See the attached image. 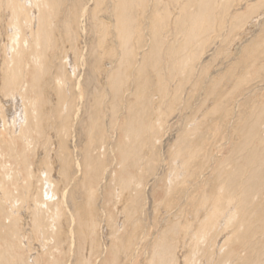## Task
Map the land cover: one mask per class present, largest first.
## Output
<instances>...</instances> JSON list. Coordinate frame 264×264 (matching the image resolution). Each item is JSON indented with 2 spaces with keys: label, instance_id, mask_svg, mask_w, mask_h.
Returning a JSON list of instances; mask_svg holds the SVG:
<instances>
[{
  "label": "bare ground",
  "instance_id": "1",
  "mask_svg": "<svg viewBox=\"0 0 264 264\" xmlns=\"http://www.w3.org/2000/svg\"><path fill=\"white\" fill-rule=\"evenodd\" d=\"M159 1L111 0L113 28L122 59L112 72L101 69L100 63L92 69L99 79L100 85L97 86L108 88L110 101L107 104L97 101V111L88 107L91 111L83 126L87 143L81 145L84 148L78 160L68 150L67 143L69 138L74 142L78 139L72 115L77 113L76 120L80 121L79 112L84 105L81 103L76 108L83 86L81 82L78 88L75 82V73L80 66L77 56L80 48L76 42L79 38L77 15L82 0H70L69 3L66 0H0V264H73L71 258L74 255V264H122L127 254L133 251L129 248L137 238L139 221L136 215L142 206L144 178L155 168L150 163L156 157L144 147H154L159 129L155 123L160 122L158 118L163 111L159 105L162 107V98L167 96L171 71L174 77L183 76L188 71L191 73L195 51L202 49L204 40L223 24L221 18L215 21L218 13L213 11L217 6V9L219 6L227 9L229 5V0L163 2V6L165 3L169 9L175 3L176 8L172 11L177 9L181 14L172 24L181 40L174 51L162 50L159 46L162 43L161 29L169 28V17L176 14L167 10V20L164 14L160 15L162 11L153 14ZM93 3L92 16L98 10L103 12L100 8L104 0H93ZM66 4H69L67 16L59 21L61 9ZM255 8L247 6L252 14ZM147 13L151 17L146 26L150 32L151 50L137 60V50L144 37L141 21L149 19ZM241 17L235 15L230 26ZM94 21L98 29L101 25ZM58 24L63 25L62 31L58 30ZM261 27L264 29V25ZM106 35L104 30L100 37L103 39ZM70 39L71 46L68 45ZM163 54L168 59L158 60ZM163 65L169 70L167 77L159 75ZM49 80L55 104L49 98L51 94L46 92ZM173 85L175 88L176 81ZM130 87H133L132 93L125 97ZM212 87L204 94L207 97L204 101L209 102L208 98L215 91V86ZM122 98L128 102L124 110L126 118L120 123L118 112ZM221 99L219 103L223 102ZM222 104L225 114L227 106ZM102 110L110 115L111 132L120 134L112 144L108 143V135L97 120ZM263 118L264 104L239 121L237 128L242 139L237 144H230L233 148L225 159L231 169L226 171L218 167L216 173H211L216 185L213 197L205 193L197 200L193 197L192 201L196 202L192 216L201 221L194 226L189 221L186 224L169 217L159 226V219L154 216V231H146L153 235V240L148 246L143 243L148 247L150 257L145 264H196L197 260L214 264V259L217 264H264L261 259L264 252L262 249L256 252L257 243L252 240L255 234L264 237V221L256 227L257 213L249 207L253 198L264 196ZM198 124L186 125L184 130L189 134L182 136L176 150L169 153L173 160L175 158V165L171 170L173 173L166 177L167 196L173 192L174 186H170L178 184L183 174L186 176L189 164L192 165L203 150L196 145L201 148L193 151V142L189 144L190 152L187 150L188 139L195 138L196 132L202 129ZM52 146L54 148H50ZM109 153L111 160L107 159ZM206 161L203 158L196 163L194 168L198 169L195 172ZM138 163L142 166L139 167ZM106 166L117 167V171L112 175L109 191L105 194L101 184H106L104 176L110 173ZM74 174L82 177L78 185ZM75 188L80 195L75 196ZM169 198L159 201L154 210L170 211L172 202ZM99 200L102 202L98 209L95 203ZM177 212L180 216L185 214L182 209ZM241 247L248 251L249 257H241L238 252ZM178 250L184 251L182 261ZM138 259L141 262L140 255L136 262Z\"/></svg>",
  "mask_w": 264,
  "mask_h": 264
},
{
  "label": "rangeland",
  "instance_id": "2",
  "mask_svg": "<svg viewBox=\"0 0 264 264\" xmlns=\"http://www.w3.org/2000/svg\"><path fill=\"white\" fill-rule=\"evenodd\" d=\"M68 1L70 0H66V3H69ZM163 2L169 4L170 0H160V4H158V6L156 5L153 14L156 12L159 14V12L162 11V13L160 12V15L164 14L163 16L166 20L168 19V13H165L167 12V10L175 12L176 14L172 13V15L170 16L171 18L169 17L171 28H164L165 30L161 29L162 32L160 33L159 37L162 43L161 45L159 44V46H162V50L168 49L176 51V49L181 44L179 42L181 40L180 37H178L179 35H176L178 34V32L174 31L175 29L172 24H174L175 21H177L179 17H181V14H178V11L180 10L176 9L175 11H172L174 10V8H176L175 3L171 4L172 6L169 9L167 4L164 3L163 6ZM227 3L229 4L226 7L227 9L223 8V6H219V8L217 9V6L213 11L214 14L215 12L216 14L218 13L216 15L217 17L215 18V21L221 18L223 19V24L222 26L215 28L216 31L212 32L207 40H204L205 42L201 44L202 49L195 51L193 69L191 73L190 71H188L184 72L183 76L179 74L174 77L173 72L171 71L172 78H169V75L167 74L168 78L170 79V83L167 89V96L164 99L162 98V107H160L159 105V108L163 111L162 115L158 118L160 122L157 121L155 123V127L157 126L159 128L156 140L154 142L155 148L153 147V149H149L147 147H144L145 149H147V151L151 152V154H153V157H156L157 160L156 158H154V162L150 163L152 167H155L153 173H148L146 175L147 177L145 176L144 178L145 186L143 188L144 194L143 201L141 202L142 206L140 208V213L138 214V216L136 215L139 221V226L136 231L137 238L135 239V243L129 248V251L131 249L133 251L127 254L128 257L126 258V260H122V264H145L146 262H148L150 258L148 254V247L143 246V243L148 246L153 240V235L147 233L146 231L147 229L154 231V216H157V219H159V226L164 223L162 222V220L166 221L169 217H171V219L174 221L177 220V222L181 221L186 224H188L189 221L194 226L196 225V223L201 221L200 218H195L192 216L194 211V203L196 202L195 200L192 201L193 197L197 200L200 196H202L203 193H205L206 196L213 197L215 193L214 187L216 185H214L213 175L211 173H214L218 169V167H223L226 171L231 169V167L227 164L228 162H225V159L232 151L233 147H231V145L239 143L242 139L237 128L239 121L244 117H249V115L254 110H256L257 108H261L264 104V29L263 27H261L264 25V0H229ZM222 4L223 2H221V5ZM68 5L61 9L59 21L67 16L66 8L68 7ZM103 5L100 8L103 9V12H100V10H98L96 11L97 13L93 14V16L91 15L95 6L93 0H82V3L78 8L77 26L79 38L76 40V42L78 43V46L80 48V52L77 55L80 66L75 73V75L77 76L75 82L78 85V88H80L79 84L82 82L81 86L83 87L80 88V90L83 91L79 95L78 99L80 103L76 104V108L78 109L79 106H81V103H84V105L86 106L82 105L83 110L81 109V111L79 112L81 113L78 117L80 121L76 120L77 113L74 112V114L72 115V119L74 120L73 123L75 122L73 124L74 131L76 133V138L78 139H76V142H74V140L69 138L67 143L68 150L73 152L78 160L81 159V151L87 143V140H85L87 139V134L86 132L84 133L83 126H85V123L88 119V112H90L91 109L97 111V106L99 103H97V101L106 104L110 101V92L108 88L97 86L99 84V79L97 78L98 76L95 74V71H93L92 69L98 63H100L101 69L106 72H112L114 66H116L122 59V50L118 48V43L113 28L114 14L111 10V0H104ZM165 5H167V7ZM249 5L251 7H256L253 14L252 12L250 13L247 9V6ZM104 9L106 11H104ZM189 9H191V7ZM148 14L149 13H147L146 15L149 19L146 21L142 20L143 22L141 21V29L144 37L142 41L143 43L140 44V48L139 50H137V60H139L142 55L147 54L151 50L150 32L147 30L148 27H146L150 23L149 21L151 19ZM237 14L242 16L241 19L238 20L234 26H230L232 23L231 19H233V17ZM248 14L250 15V17L247 18ZM256 14L258 15L257 17ZM172 18H176L174 22L172 21ZM94 20H97L98 25H101L98 29L95 28L96 22ZM58 25V30L63 28L62 24ZM104 30L107 32V35L102 39L101 37L103 36ZM164 31L167 34L165 33L164 35H162ZM98 33H100L101 35ZM100 40L101 43H99ZM68 45H72L71 39L68 41ZM247 55L248 57H245ZM157 59L167 60L168 57L163 54L162 58L158 57ZM150 61L153 62V59H151ZM164 67L159 71V75L167 77L166 73L167 71L169 72V70H167V66ZM89 70H91L92 72H90ZM151 79H153V77ZM234 80L236 82H234ZM175 81L176 86L174 88L173 84ZM48 82L46 92L47 94H51V96L49 95V98L51 101L52 99L54 101L55 97L52 96V83L50 82V80ZM211 82L214 85H212ZM49 86L51 89L49 88ZM212 86H215V91H213L211 93V96L208 98L209 102L207 100L204 101L207 98L204 97V94ZM131 89H133V87L129 88V91L125 94V97L126 95L129 96L132 93ZM219 89L223 93H221ZM48 90L51 93L48 92ZM219 93H221L222 95ZM220 97L223 98L221 99ZM151 98H153V95L151 96ZM211 98H213L214 102L210 101ZM124 99L122 98V100H119L120 111L118 112V114L120 118L118 119V121L120 123L122 122L123 118H126V112H124V110L126 111L128 99ZM220 99L223 102L219 103ZM202 100L203 104L201 105ZM215 100L217 101L216 104ZM228 100H231L232 102L230 101V103ZM53 101L52 104H55L56 100L54 102ZM206 102L208 103L207 105ZM221 103H226L227 111L225 114H223L222 112L223 104L221 105ZM205 105L207 108L205 107ZM218 105H221V107ZM89 106L91 107V109H88ZM242 108L244 109L243 113ZM212 109L213 111L210 112V110ZM121 114L122 117L120 116ZM151 114L154 115V113ZM99 115V118L97 116L96 117L99 125L103 127V130L105 129L104 131L108 135V143L112 144V142H116L119 139L120 134L119 132H116V134L114 131L111 132V129L109 128L110 115H108V112L104 110H102ZM101 118L103 119V121ZM152 118L153 116H151V119ZM78 121L79 123H77ZM196 121L200 124H198V127H201L202 129L196 132L195 138L188 139L189 141L187 142L188 146L190 143H194L193 151H195L194 149L199 150L201 147V149L203 150L200 151V156L198 155L199 158L194 159L192 165L191 163L189 164L188 171L187 173H185L186 176L184 177L183 174L179 179L178 184H180L181 182V185L172 184L170 187L174 186L175 189L171 188L173 192H170L167 196L166 190L168 189V186L166 184V181L168 176L173 173V171L171 170L175 165V158L173 160L169 153L176 150L179 141L183 139L182 136L189 134L184 130L186 125H189V127H193L195 124H197L195 123ZM76 123L78 124V126L76 125ZM48 132L51 134L53 133V131L51 132V130H49ZM190 134H192V132H190ZM261 135L264 138V133H262ZM53 136L55 138V135ZM82 144L84 146H81ZM196 145L201 147H198ZM50 148L54 147L52 146ZM187 148H189L187 150H189L190 152V146ZM203 155L205 156L202 157ZM203 158L204 161L207 160L206 163L203 164L202 168L195 172V170L198 169L197 167L194 168L196 163L200 162V160H202ZM107 159L111 160L110 153L107 156ZM138 166L141 167L142 164L139 165L138 163ZM107 169H110V171H108L110 173L106 174V177L104 176V178L106 179V184H101V186L104 188L102 189V193L104 191L105 194L109 191V181H111L112 175L117 171V167L109 168V166H106V170ZM75 177H77L76 184L78 185L82 177L80 175L74 174V178ZM161 189H163L162 192H160ZM73 192L75 196L80 195V191H78L77 188H75ZM168 197H170L169 200L171 199L170 201L172 202V209L170 211H165L164 209L155 211L154 207L156 206V204H158L159 201H165L164 199ZM105 198L108 199L107 197ZM101 202L102 201L99 200L98 203H95V205L97 204L96 207L98 209L100 208ZM249 207L253 208L255 210V213H257V216H255L256 219H254V222L257 223H255V226L257 227L259 225L258 223L264 221V196H258L255 199L253 198L252 204ZM179 209H182L185 214L183 215L182 213V216H180L177 212ZM190 210H192V212ZM158 211L159 213H157ZM194 218L198 221H195ZM213 232H215V230L212 231V233ZM262 237L263 236H261L260 234H255L252 238L253 242L257 243L254 249L256 252H261V249L262 252H264V237ZM101 243H104V241L102 240ZM243 249V247H241V250L238 249L241 257L248 256V251ZM183 252L184 251L182 250H178L180 261H182L181 256ZM138 255H140L141 257V262H139V259L136 262ZM73 257L76 258L75 255ZM74 258H71V263L73 264ZM261 259H264V257ZM257 261L258 260L255 259V262ZM214 262V264H217V261L215 259ZM203 263L204 262L200 260L196 261V264ZM209 263L210 262L208 260L207 262H205V264ZM225 264L229 263L226 262Z\"/></svg>",
  "mask_w": 264,
  "mask_h": 264
}]
</instances>
